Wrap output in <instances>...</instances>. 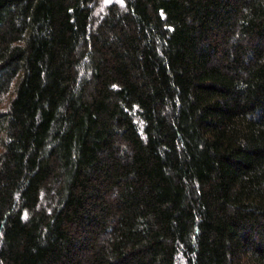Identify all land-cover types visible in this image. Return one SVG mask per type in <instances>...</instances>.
<instances>
[{"label":"trees","instance_id":"1","mask_svg":"<svg viewBox=\"0 0 264 264\" xmlns=\"http://www.w3.org/2000/svg\"><path fill=\"white\" fill-rule=\"evenodd\" d=\"M0 264H264V0H0Z\"/></svg>","mask_w":264,"mask_h":264}]
</instances>
